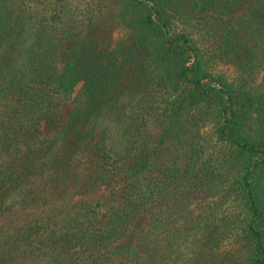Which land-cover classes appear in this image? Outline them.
Instances as JSON below:
<instances>
[{"label": "trees", "instance_id": "16d2710c", "mask_svg": "<svg viewBox=\"0 0 264 264\" xmlns=\"http://www.w3.org/2000/svg\"><path fill=\"white\" fill-rule=\"evenodd\" d=\"M0 264H264V0H0Z\"/></svg>", "mask_w": 264, "mask_h": 264}, {"label": "rangeland", "instance_id": "374dc122", "mask_svg": "<svg viewBox=\"0 0 264 264\" xmlns=\"http://www.w3.org/2000/svg\"><path fill=\"white\" fill-rule=\"evenodd\" d=\"M228 75H232V69L226 68L225 66H221ZM261 74V73H260ZM259 74V75H260ZM84 96L80 91V84L76 85L73 89L72 93L70 94L69 98L66 100L65 104L61 105V120L65 119L66 116L73 110L75 107L80 106L81 102L83 101ZM193 197H202V195L195 194L192 195Z\"/></svg>", "mask_w": 264, "mask_h": 264}]
</instances>
